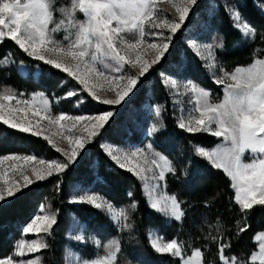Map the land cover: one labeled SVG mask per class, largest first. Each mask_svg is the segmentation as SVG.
Segmentation results:
<instances>
[{"label":"trees","instance_id":"16d2710c","mask_svg":"<svg viewBox=\"0 0 264 264\" xmlns=\"http://www.w3.org/2000/svg\"><path fill=\"white\" fill-rule=\"evenodd\" d=\"M209 1L199 2L200 5L190 13L187 22L177 34L170 53L161 63L154 66L152 73L142 81L140 88L129 101L119 107L95 102L84 92L73 98H66L69 91L66 80L63 84L46 74H41L35 79L31 74H22L12 63L8 67H0L1 83L20 94L43 89L53 99H58L56 106L61 112L80 114L81 109L90 113L102 112L109 108L116 110L89 147L74 163H70L63 173L54 174L39 184L24 189L22 194H17L9 202L0 204V260L16 254L19 242L29 237L23 232V228L49 203L58 211V215L56 224L46 238L48 247L40 251L43 264H64L72 214L88 224L91 232L102 242L116 236L121 237L116 264H180L179 258L174 259L169 253L155 251L148 236L152 229L167 239L176 238L182 245L187 244L189 250L200 249L206 264H222L219 252L221 242L229 246L225 249L224 256L236 257L239 264H248L258 248L255 236L264 230V206H255L247 213L242 212L235 201L232 180L224 170L213 167L207 159L198 156L194 149L188 154H184V150L180 151L177 147L168 151L175 160L181 157L182 152L184 155L182 159L174 162V176L168 178L170 191L176 194L184 212L182 223H178L152 208L147 202L145 190L138 177L130 170L115 165L102 147L104 141L119 145L128 142L142 143L141 134L137 129L130 127L128 115L133 110H143L147 100L154 103L165 101L164 126L156 133L157 141L162 142L168 135L180 136L184 133L174 124L170 101L159 72L171 71L170 65L180 61L182 52H190L183 42L186 36L184 30L194 23L196 11H199L202 17L207 16V10L204 8L208 6ZM236 3L245 20L264 39V14L252 0H237ZM212 23L223 34L227 46L224 52H218L221 63H226L228 70L248 65L254 58L256 41L238 44L243 40V36L233 27L223 8L218 9L212 16ZM8 56L16 63L25 65L28 63L27 59H30L13 40L5 38L0 43V60ZM61 73L62 80L68 77L64 72ZM150 88L151 99L148 96ZM161 96H164V99ZM81 100L83 101L80 103ZM185 134V140L194 144L213 146L216 142L215 136L209 134ZM9 153L63 160L60 153L48 145L45 139L12 129L0 121V155ZM77 185L99 192L115 206L128 209L134 228L132 233L127 231L128 228H118L107 213L85 203L70 202L72 190ZM242 228L245 230L240 231Z\"/></svg>","mask_w":264,"mask_h":264},{"label":"rangeland","instance_id":"374dc122","mask_svg":"<svg viewBox=\"0 0 264 264\" xmlns=\"http://www.w3.org/2000/svg\"><path fill=\"white\" fill-rule=\"evenodd\" d=\"M201 0H197L195 5L190 4V0H151V7L153 9V14L145 21L144 29L145 34L141 38L139 32L134 30L132 32H123L121 36L123 37V43L117 44V47L120 50V54L125 56L128 63L124 64H117L116 61L111 60L110 58L105 59V64L107 67L102 66L100 64L92 65V62L88 57L85 58V61L92 65V67H85V63L81 62L79 67H77V62L73 61L70 56H67L65 53L53 50L46 54L47 59H55L58 62L65 64L76 71L79 75L83 76L88 83L89 88L95 95L99 98L98 100L93 99L95 102L103 103L104 100H115L116 92L122 91L124 85L127 83V79L131 78L132 76H136L141 81L138 84L137 89L135 92L140 88L142 81H144L149 74L152 73V69L157 64L161 63L164 58L156 65H153L149 72L145 74V77H139L140 73V63H137L136 58L137 56L140 57V62H147L151 63L158 54L155 49L150 48L149 45L152 43L161 44V42H168L165 40V37H171L170 47L166 56L170 53L171 48L176 41L177 34L182 30L183 25L187 22L190 13L196 9L197 5H200L199 2ZM237 0H210L204 10H207V16L200 15L199 11L195 13V21L191 24L186 32V36L183 38V42L186 45V48L189 49V53L182 52L180 61L170 65L171 71L165 72L160 71L159 76L164 86L165 90L167 91V98L169 99L170 103V110L173 112L174 124L178 125V122L183 117H187L189 113H192L194 109H198L200 105L204 103L203 98L200 99L199 103H197V96L198 93H192L189 85L187 82L191 81L195 85L198 86L199 89H203L208 92L210 95L208 96L207 100L209 103L215 105L220 104L225 99V90L224 85L217 83L216 81L223 76V73H235L237 69H248L250 66L254 64V61H264V39L258 33V31L253 28L243 17L242 13L239 11L237 7ZM244 1V0H242ZM252 2L257 6L261 13L264 14V0H252ZM178 7H189L190 11L181 25V28L177 30L175 34L171 33L170 28L166 27L165 24L168 23H180V13L177 11ZM71 8V0H52V14H53V23L49 24V30L55 27L56 23H59L62 19H65L63 13L60 11L61 9H70ZM223 8L225 12L228 14L230 20L233 23V27L237 29L241 35L242 32L239 30L235 25L234 21L231 17V12L233 10L240 13L242 20L247 23L252 29L255 30V37L254 38H246L244 35L243 40H241L238 44H245L251 43L256 41V45L254 48L253 56L254 58L248 65L237 66L232 70H228V66L226 63H221L220 56L218 52H224L227 49L224 42V36L217 30V27L214 26L212 23V16L216 14L217 10ZM207 18V19H205ZM74 20L76 22H85L86 17L83 13L77 11L74 13ZM214 21V20H213ZM7 22V21H6ZM153 24H159V28H153ZM113 27H115V22H113ZM3 28V26H0ZM228 29V28H227ZM6 31V29H4ZM229 31V29H228ZM162 33V36L159 35ZM68 33L64 30H60L56 33L52 34V38L55 41L67 43L65 41V36ZM2 41H0L1 43ZM129 44L135 45L133 48H128ZM222 45V46H220ZM208 46H212L209 48ZM52 48V45L48 46ZM24 52V51H23ZM43 53V49H41ZM209 52L212 53L209 56ZM25 56L30 58L27 59L28 63L25 65L24 63L18 64L14 60H11L10 56L4 57L0 60V67H8L10 63L18 67L19 71L22 74H31V76L35 79L41 74H46L47 76H52L56 80H60L61 83L65 84V80L69 86V91L75 93H88V91L84 90V86L79 83L74 78L65 77V79H61L62 77V70L56 71L55 68L43 65V62L36 61L34 58L29 57L27 53ZM119 67L120 71L117 72L115 69ZM95 68V71H93ZM103 72L104 75L101 76L99 73ZM193 76V77H191ZM64 78V77H63ZM225 82H231L228 77H224ZM213 87H208L209 85ZM68 91V92H69ZM152 89H149V98L151 99ZM0 94L3 95H11L13 99L11 101L8 100H0V103L5 105L3 109V115L5 118L11 120L14 123L24 125L31 129V132L34 133L39 131L40 137L47 139L46 142L50 145L53 149H55L60 155L62 156L63 160L57 159H48L44 157H36L35 160L26 161L23 159L25 156H34V155H24V154H17V153H9L0 155V174H3V179H0V191H3L4 195H7V189L12 188L13 191L16 190L18 187H22L25 184L24 177H27L28 180L33 181L28 187L32 185L39 184L40 182L46 180L47 178L51 177L48 175L49 171L56 173L54 165L50 167V162L56 161L60 163H67L68 162V155L71 154L73 148H76L77 145L75 144V140L77 137L81 138L82 142H84V148L78 150L77 158L89 147L92 143L94 138L100 133L101 129H96V134L90 135V132L93 131L92 125L95 123L94 120L92 121H79L73 123V121L69 118L77 117V116H85V117H95L103 112L113 111L114 114L116 112L115 109L109 108L102 112L98 113H90L86 109H81L80 114H71L68 112H61L56 106L58 99L54 97V99L47 94V92L43 89H38L36 91H32L29 94L27 93H19L13 90L8 85H4L0 82ZM68 94V93H67ZM66 94V96H67ZM132 94L130 98L134 95ZM90 96V95H89ZM91 97V96H90ZM86 99V97H84ZM92 98V97H91ZM130 98H127L125 102H122L120 105H109L112 107H119L126 104ZM164 99V96H161ZM19 101V103H17ZM83 100L80 101V103ZM163 102H165L163 100ZM154 103L147 100L143 105V110H133L128 115V120L130 127L133 129H137V131L141 134L142 143H133L128 142L126 144H112L109 142H103L102 147L104 151L107 153L110 160L115 163V165L119 166L112 158V155H118L121 157L122 162L123 156L127 155L128 160L125 162L124 169L129 170V168H134L136 165H139L144 171L141 173V176L144 178L141 179L135 174V171H131L138 177V179L142 182L143 188L145 190V196L147 198V202L149 205L156 202L157 200L160 201L161 207H164L165 204H170L171 201L169 197L176 196L173 192L170 191L168 185V178L174 176L173 173H165V179L160 181L158 179V174L160 169L151 163L153 159L156 160L157 164H163L164 162L160 160L159 155H163L167 157V159L171 162V166L175 168L174 162L178 161V159H182L183 152L181 153V157L177 160L172 158L168 151H172L175 147L179 148L180 151L184 150V154H188L191 149L195 151L197 147H203L204 149L220 154L224 156L225 150L230 146V142L225 141L222 137L215 136V144L213 146H203L201 144H194L190 140H185L186 134L188 133L186 130H182L184 133L182 135H168L164 137L162 142L156 140V133L152 136L147 135L148 129L153 125L156 126L161 130L164 126V103ZM152 103V104H151ZM78 104V103H77ZM108 105V104H106ZM88 108V106H86ZM159 107L161 109V114L159 118L156 116V108ZM65 115V119L60 120L59 122L56 121V117L60 115ZM198 115V112L195 113ZM111 119V118H110ZM146 122V123H145ZM178 127V126H177ZM179 128V127H178ZM159 130V131H160ZM204 133V132H201ZM199 134V133H193ZM212 135L210 133H205ZM214 136V135H212ZM69 137L71 138V143L69 141ZM51 141L50 144L48 141ZM151 145V147H148ZM137 149H143V153L136 152ZM136 152V156L133 157L131 153ZM68 155H65V154ZM184 156V155H183ZM7 157V159H4ZM16 157L17 159H13ZM253 155L250 151H246L242 156L243 163H251L253 159ZM206 159V158H205ZM224 163H229L227 158L223 159ZM120 167V166H119ZM223 170V169H222ZM37 173L44 176L45 179L37 180ZM233 185V181H232ZM27 187V188H28ZM233 187V186H232ZM26 189V188H24ZM23 189V190H24ZM234 189V188H233ZM235 191V190H234ZM236 195V193H235ZM89 197L95 196L99 201L101 198L104 200V207L105 209L108 208L109 204L113 205L114 208L111 214H108L106 211L101 210V212L107 213L110 218L114 221L115 217L118 215L119 212L124 211L126 213L127 219L121 218L118 222H114V224L121 229L124 227L125 224L131 225L130 214L129 210L126 208H119L115 206L112 202H109L101 193L91 191L80 185H77L72 190L71 196L69 201L74 204H79L73 202L74 199H79L80 197ZM13 198L7 200L9 202ZM178 200V198H177ZM7 202H0V204H4ZM180 203V201L178 200ZM88 204V203H85ZM90 205V204H88ZM92 206V205H90ZM181 206V203H180ZM93 207V206H92ZM95 208V207H94ZM182 209V206H181ZM100 210V209H98ZM156 210V209H155ZM183 211V209H182ZM160 212V211H158ZM164 217L170 218L171 220H176L178 223H182L183 217L179 220L170 217L166 212H160ZM184 213V212H183ZM52 214L58 215V211H56L53 207L50 206L48 203L47 205L43 206L41 211L36 216H50ZM35 216V217H36ZM34 217V218H35ZM27 226V225H26ZM128 228L127 231L132 233L134 228ZM50 233V232H49ZM49 233H35L29 232L25 233L29 237L24 239L25 245L27 246L30 242L34 239L39 240L40 242L46 243V238ZM149 239L151 244L153 242L157 243H168L172 240H176L180 243L176 238L167 239L165 236L160 234L157 230H150L148 233ZM77 237H84L85 239H77ZM95 239V243L93 239ZM68 245L65 250L64 255V264H83V261H93L98 257H104L107 253L113 252L118 247L121 242V237L116 236L111 240L101 241L99 237H97L94 233L91 232L88 224H86L80 217L75 214L71 215V226L69 232L67 233ZM255 240L258 243V248L254 253H260L261 245H264V230L260 231L256 234ZM99 245V246H98ZM182 248V255L179 258L180 264H188V258L192 256V253L197 248H192L189 250L187 244H181ZM21 249L18 248L17 252ZM24 256L20 257L18 255H14L12 258L13 264H20V261H25L29 259H37L39 258V264H43L42 256L40 255V251L29 253L25 249ZM16 252V253H17ZM116 253V261H118ZM231 261L232 257L225 256ZM6 258V259H8ZM236 258V257H235ZM237 259V258H236ZM238 261V259H237ZM239 262V261H238ZM256 264H260L259 258L257 257L254 261ZM192 264H206L203 260L202 254V261H198L196 258H193Z\"/></svg>","mask_w":264,"mask_h":264},{"label":"snow or ice","instance_id":"6c2138e0","mask_svg":"<svg viewBox=\"0 0 264 264\" xmlns=\"http://www.w3.org/2000/svg\"><path fill=\"white\" fill-rule=\"evenodd\" d=\"M196 3L197 0H190L191 5H195ZM60 11L63 13L65 19L56 23L55 27L49 30V24L53 23L52 0H0V26H3V28H0V41L10 38L29 57L57 70H62L70 78L79 81L84 86V90L88 91L93 99L98 100L99 98L91 91L87 80L83 76L55 59H47L46 54L53 50L65 53L73 61L77 62V67H79L81 62L85 63V67H92V65L97 63L107 67L105 64L106 58L116 61L117 64L128 63L125 56L120 54V50L117 47L118 42L123 43L121 33L136 30L139 32L141 38L144 36L145 21L153 14L151 0H71V8L67 10L61 9ZM77 11L83 13L86 17L85 22H76L74 20V13ZM177 11L180 13V23L172 22L165 24L173 34L181 28L190 8L178 7ZM231 17L234 25L241 30L242 35L246 38L255 37V30L242 20L239 12L233 10ZM113 22H115V27H113ZM152 27L159 28L160 25L153 24ZM60 30L68 33L64 38L67 41L66 44L55 41L52 38V34ZM159 35L162 36V33ZM164 39L168 42L162 41L161 44L152 43L149 45L150 48L155 49L158 53L150 64L140 62V57L137 56L136 61L140 63L139 77H145V74L149 72V69L153 65H156L162 58L166 57L171 37H165ZM49 45H52V48H49ZM127 47L133 48L135 45L129 44ZM208 47L211 48L212 46ZM41 49H43V53ZM211 55L212 53L209 52V56ZM86 57L90 59L92 65H89L85 61ZM115 70L119 72L120 68L117 67ZM93 71H95V68H93ZM99 74L101 76L104 75L103 72ZM224 77H228L231 82L226 83ZM140 82L136 76L128 78L123 90L116 92L117 98L115 100H104L103 103L108 105L122 104V102H125L127 98H130L134 94ZM216 82L224 85L225 99L222 103L215 105L208 102L207 98L210 95L208 92L199 89L191 81L187 82L191 92L198 93L197 103H199L201 98H203L204 103L198 109H194L192 113H189L186 118L182 116L177 126L188 133H210L230 142V146L225 150L224 156L210 152L203 147H197L195 152L198 156L206 158L213 167L224 170L225 174L233 181L232 186L236 193L235 201L239 204L241 211L247 213L253 210L255 206H264V61H254V64L248 69H237L232 74L225 72ZM78 95L80 93L69 91L66 98H73ZM12 99L11 95L0 94V100L11 101ZM4 107L5 105L0 103V121H3L5 125L10 126L12 129H19L24 133L31 132L29 127L14 123L5 118L2 114ZM197 112L198 115L195 114ZM160 114L161 109L157 107L156 116L159 118ZM113 116V111H107L95 117L77 116L69 119L74 124L79 121L94 120L95 123L92 125L93 131L90 132V135L94 136L96 134L95 130L104 128ZM65 118V115L62 114L55 119L59 122ZM159 130L156 124H153L148 129L147 135L152 136ZM32 134L40 136L39 131ZM45 139L47 138L45 137ZM69 141L70 143L72 142L70 137ZM48 142L52 143L50 140ZM75 144L77 147L73 148L71 154H65L68 155L67 163L50 162V167L54 165L57 174L63 173L70 163H74L78 150L83 149L85 146L79 137L76 138ZM148 147H151V145H148ZM143 151V149L136 150V152L140 153H143ZM246 151H250L254 157L251 163L247 164L242 162V156ZM136 152L131 153V155L135 157ZM157 155H159L160 160L164 163L157 164L155 159L151 163L160 169L158 179L163 181L165 173H173L175 169L171 166V162L167 157L160 154ZM111 158L121 168L125 167V162L128 160L127 155L123 156L125 162H122L121 157L118 155H112ZM224 158H227L229 163H224ZM4 159H7V157ZM13 159L17 158L14 157ZM23 159L32 161L36 157L25 156ZM129 170L135 171V174L141 179L144 178L141 176L144 169L139 165L129 168ZM48 175H53V172L49 171ZM36 178L37 180L45 179L39 173H37ZM0 179H3V174H0ZM24 179L25 184L22 187L16 188L15 191L12 188H8L6 196L3 191H0V202H7L8 199L14 198L17 194H22L23 189L33 183L27 177H24ZM169 200L171 203H166L164 207H161L158 200L150 206L157 211L166 212L172 218L181 219L184 213L177 198L171 196ZM73 202L88 203L96 209L106 211L108 214H111L114 208L113 205L109 204L108 208L105 209L104 200L101 198L98 201L95 196L87 198L82 196L79 199H74ZM132 207L134 208L135 205L133 204ZM121 218L127 219L124 211L118 213L114 222H118ZM56 222L55 214L50 216L38 215L23 228V232L49 233ZM124 227L131 228V225L125 224ZM244 230L243 228L240 229V231ZM77 239L85 238L77 237ZM92 239L95 243V239ZM17 247L21 250L16 255L23 257V249L25 247L27 252L34 253L42 248H47L48 245L34 239L27 246L24 241H20ZM152 247L158 253H169L174 257L182 255L181 245L176 240L163 244L153 242ZM227 247L229 246L221 242L219 252L222 264H239L235 257H232L231 261H229L223 255ZM260 248V253H253L248 264H252V261L257 257L260 264H264V245H261ZM117 252H119L118 242L115 251L109 252L104 257H98L93 261L85 260L83 264H114ZM193 258L202 261L200 249L193 251L192 256L188 258V264H192ZM0 264H13V260L12 258L3 259L0 260ZM20 264H25V261L21 260ZM26 264H39V258L29 259Z\"/></svg>","mask_w":264,"mask_h":264}]
</instances>
